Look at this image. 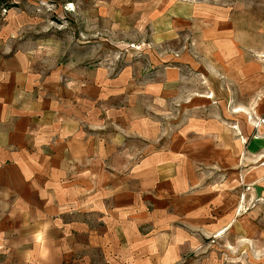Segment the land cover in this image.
<instances>
[{
	"label": "crops",
	"instance_id": "crops-1",
	"mask_svg": "<svg viewBox=\"0 0 264 264\" xmlns=\"http://www.w3.org/2000/svg\"><path fill=\"white\" fill-rule=\"evenodd\" d=\"M135 1L147 4L138 19L169 22L164 35L183 26L228 36L219 51L231 57L199 65L205 77L214 67L217 82L228 66L232 109L192 110L183 138L161 149L153 119L119 105L125 91L97 88L96 78L41 80L8 62L0 70V264H193L212 240H233L220 254L238 258L254 234L250 213L264 210V53L260 65L239 52H264L251 38L264 34V0ZM133 142L147 145L132 150ZM218 256L200 264H224Z\"/></svg>",
	"mask_w": 264,
	"mask_h": 264
},
{
	"label": "rangeland",
	"instance_id": "rangeland-1",
	"mask_svg": "<svg viewBox=\"0 0 264 264\" xmlns=\"http://www.w3.org/2000/svg\"><path fill=\"white\" fill-rule=\"evenodd\" d=\"M144 5L135 0H0V70L8 62L17 66L20 61L25 65L24 74L41 80L57 77L71 86L78 76L80 85L86 86L89 78H96L90 84L97 88L123 90L127 94L125 98L122 95L119 105L153 119L159 128V138L154 141L163 149L183 138L192 110L207 113L208 107L220 102L223 108L232 109L228 66L217 82L214 67L204 71L205 77L199 65L201 59L217 55L228 59L232 52L219 51L228 36H209L208 29L201 36L199 30L191 32L178 26L164 35L168 21L160 20L158 28L150 19H138ZM239 21V41L247 43L244 27L248 20ZM251 38L257 44L264 43V34ZM263 53L239 52L241 59H256L260 65ZM146 145L133 142L131 149L141 151ZM240 211L241 216L247 214ZM250 214L255 232L250 239L244 236L246 245L239 246L238 258L223 256L231 249L233 240L228 239L206 242L204 252L194 254L190 261L200 264L215 253L223 256H218V261L224 264H264V210Z\"/></svg>",
	"mask_w": 264,
	"mask_h": 264
},
{
	"label": "built area",
	"instance_id": "built-area-1",
	"mask_svg": "<svg viewBox=\"0 0 264 264\" xmlns=\"http://www.w3.org/2000/svg\"><path fill=\"white\" fill-rule=\"evenodd\" d=\"M260 124H264V120H261L260 122H258V125Z\"/></svg>",
	"mask_w": 264,
	"mask_h": 264
}]
</instances>
